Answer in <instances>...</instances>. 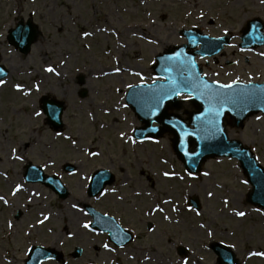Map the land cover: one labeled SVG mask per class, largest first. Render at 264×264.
<instances>
[{"label":"rangeland","instance_id":"obj_1","mask_svg":"<svg viewBox=\"0 0 264 264\" xmlns=\"http://www.w3.org/2000/svg\"><path fill=\"white\" fill-rule=\"evenodd\" d=\"M29 18L42 37L23 56L9 44L7 35L20 20ZM254 18L264 23L261 0H0V64L9 70L6 84L0 86V195L9 201L7 205L0 201V264H24L32 245L53 247L63 254L60 262L44 264H178L185 256L189 264H221L212 249L215 242L232 249L239 264H264V257L249 255L264 251V209L246 202L251 186L245 183L239 163L211 159L193 179L173 153L169 136L158 144L148 140L132 144L127 139L141 123L129 106L123 107L128 84L155 79L152 61L156 55L187 42L182 29L196 27L221 37L227 28L233 35L231 44L217 56L198 57L209 80L263 83L264 55L260 53L264 47L249 51L240 47L242 30ZM104 28L108 32L100 31ZM85 31L93 35L84 37ZM142 36L159 43L150 44ZM121 43L128 47H120ZM117 60L126 71H114ZM49 66L60 75L48 73ZM136 71H142L143 81L134 75ZM83 90L85 97L80 95ZM26 91L30 94L25 95ZM43 96L67 105L62 130L50 127L44 114L35 116L36 111L43 112ZM182 104L192 108L188 100ZM121 131L127 134L124 139ZM228 134L251 147L264 166L263 114L249 119L244 129L229 126ZM69 136L78 146L71 144ZM12 148L25 153V158L15 160ZM82 149L98 151L100 156L91 157ZM29 162L58 175L69 197L61 199L41 183H27L23 174ZM66 163H73L76 172H65ZM97 169H109L116 175V183L108 187L116 188V193L89 197L90 180L84 177H91ZM164 171H175L184 180L164 177ZM16 184L24 190L13 196ZM209 191L214 195L209 197ZM33 192L38 195L32 196ZM193 197L200 201V215L192 206L189 210ZM164 199L174 200L180 209L173 212L170 205H161L172 220H164L159 212L145 215L150 206ZM74 203L83 209L90 204L117 217L134 233V241L120 248L107 234L84 229L82 225L92 221L91 216L73 209ZM237 211L247 215L239 217ZM41 213L50 217L44 225L37 223ZM150 223L155 232L149 230ZM201 224L209 226L214 235L207 237ZM106 243L109 249L104 248ZM77 247L83 253L74 258L71 253ZM181 247L187 248L184 255L179 254Z\"/></svg>","mask_w":264,"mask_h":264},{"label":"water","instance_id":"obj_2","mask_svg":"<svg viewBox=\"0 0 264 264\" xmlns=\"http://www.w3.org/2000/svg\"><path fill=\"white\" fill-rule=\"evenodd\" d=\"M254 25V27H253ZM264 23L259 18L252 19L248 21L246 29L243 31L241 44L244 48H253L256 46L264 45ZM187 39L188 44L169 48L165 53L159 54L156 57L157 63L153 66L154 73L159 77H163L166 81L161 82L157 81L158 84H167L169 83L167 77L172 76L175 78L177 83H180L181 87L184 86L182 81L191 82L192 77L189 73L187 67H181L182 61L169 62L171 68L169 71H166V63L162 57L167 55H173L175 51L183 50V55L191 57L195 60L196 55L212 56L219 53L224 45L230 43L231 37H223V39L212 38L209 35L203 34L198 29L183 30L181 32ZM40 31L37 26H35L31 21L26 25L21 22L18 24L17 28L10 31L9 42L20 49L24 54H28L31 50V45L36 42ZM193 41H195L193 43ZM202 45L201 50L193 51L197 46ZM189 50V51H187ZM196 62V61H195ZM0 69H3L2 76L3 78L7 75V70L0 66ZM195 71L201 76V70L196 63ZM204 80L208 81L206 77H203ZM209 82V81H208ZM212 83V82H209ZM140 86L147 84H139ZM241 83L240 87H243ZM255 85L256 91L258 93L264 92V83L263 84H253ZM191 90V89H189ZM133 89H130L128 93L132 92ZM128 93H127V102H128ZM86 91L81 93V96H85ZM194 103L190 100L192 104L191 110H187L188 117L187 119L183 118L181 115L176 113V111L183 108L182 102L178 101L177 98H173L172 101H166L165 106L161 108L158 117L147 116L145 115L140 108L129 103L134 112L136 113L139 120L142 122V126L137 128L134 136L138 140H143L145 136L151 135L154 138H161L165 135L171 136L172 149L177 155L178 159L184 164L185 168L192 173L200 172L204 164L209 159H215L220 157H229L237 159L240 163V166L243 170L244 175L252 185V189L247 195V202L255 206L261 207L264 209V167L257 161V158L251 148L245 145L239 139H230L228 135V125L236 129H243L245 122L252 116L259 113H264V103H261L259 100H249L247 102V107H233L232 105H227L223 114L219 117L220 127L224 129L225 135H217L215 137L206 136L201 138L202 133H197L195 136L182 137L180 135V129L174 128L172 125L176 121H180L185 127L190 131L201 122L195 120L197 115H200L202 112H205L209 104L206 100L198 98L196 93H193ZM42 108L47 115V121L56 129H62L63 127V112L65 110V103L56 100H49L47 97L42 99ZM54 109V112H53ZM169 110L175 111L169 113ZM229 117V120H228ZM187 121L189 123H187ZM153 122L159 124L155 128L158 129L156 132H152L151 129L154 128ZM185 152H194L198 155H193L191 158L185 155ZM75 166L66 164L64 169L66 171H73ZM106 173V179L102 181V186L107 184H112L114 182V176L108 170L97 171L93 175L92 184L89 189V194L91 196H96V178ZM25 177L28 181L32 182H42L46 186L51 187L55 192H57L60 197L66 198L69 195L67 188L61 183L60 179L55 176L46 175L43 168L40 166H35L29 164L27 166V171ZM191 204L194 205L197 209L200 208L199 201L194 199L191 201ZM88 211L93 215L94 220L96 212L92 207H87ZM100 214V213H99ZM100 225H96V228ZM130 238L120 237L119 233L110 231V238L115 240L118 244H124L131 240ZM123 240V241H122ZM215 252L219 255L220 260L224 264H237V260L232 251L220 244H215ZM43 253H47L48 256L57 257L58 254L53 249H46L43 247H34L31 254L30 260L27 264H36V257L45 258ZM81 249L76 250V256H79Z\"/></svg>","mask_w":264,"mask_h":264},{"label":"snow or ice","instance_id":"obj_3","mask_svg":"<svg viewBox=\"0 0 264 264\" xmlns=\"http://www.w3.org/2000/svg\"><path fill=\"white\" fill-rule=\"evenodd\" d=\"M261 3H264V0H261ZM151 15V14H149ZM203 12H201V17L203 18ZM254 27V25H253ZM100 31L108 32L107 28L100 29ZM224 34L227 36L228 30L227 28L224 29ZM84 37H89L93 35V33L85 31L83 33ZM117 39L119 40V33H116ZM133 35L135 36L136 33L133 32ZM142 39H146L148 43L150 44H158L159 41L153 38H149L147 36H142ZM217 39H223V37H219ZM195 41H193L194 43ZM122 48H127V43H121L119 45ZM232 47H235V45H231ZM261 55H264V53H260ZM162 59L165 61L167 67L166 71H169L171 68V64L169 62H175V61H182L181 67H187L189 69V73L192 77L191 82L189 81H182L184 84L183 87H181L180 83H177L175 78L172 76L167 77L169 83L167 84H158L157 81L161 79V77L157 76L155 79H153L152 84L147 85H132L128 84L127 87L130 89H133L132 92L128 93V103H125L123 105L124 108H127L129 103L137 105L140 110L147 116H155L158 117L159 112L161 108L165 106L166 101H172L173 98H181L183 100H191L194 103L193 93L197 94L198 98H202L207 101L209 104L208 109L205 112H202L200 115H197L195 117V120L198 122H201L200 124H197L191 131L185 127L180 121H176L172 126L174 128L180 129V135L182 137H189V136H195L197 133H202L203 135L201 138H205L206 136L209 137H215L217 135H225L224 129L220 127L219 124V117L223 114L225 108L227 105H232L233 107H247V102L249 100H259L261 103H264V92L258 93L256 91L255 85H249L244 84L243 87H240L241 81L240 80H233L231 83H224L221 84L219 81H214L213 83H209L208 81L204 80L196 71V62L193 58L187 57L183 55V50L175 51L173 55H167L162 57ZM117 67H115L114 71L116 73H121L123 71H126L123 67L119 66L120 61L117 60ZM153 64L157 63L156 60L152 61ZM46 71L48 73H54L56 76H59L60 73L56 70V68L49 66ZM3 69H0V86H3L6 84V80L2 76ZM104 75H108V73H104ZM137 77H140L143 81L145 77L143 76L142 71H136L134 73ZM17 90L23 91L20 85H16ZM39 85H36V90H39ZM191 89V90H189ZM119 91V89H117ZM25 95H29L30 92L26 91L24 93ZM54 112V109H53ZM44 113L41 111H36L35 116L40 117ZM259 118V117H258ZM155 123V122H153ZM136 129H133V132L135 133ZM152 132L158 131L155 127L151 129ZM58 136H62V133H57ZM126 133L121 131L120 132V138L124 139L126 137ZM68 140L71 141V144L74 146H78V141L76 139H73L71 136L67 137ZM128 140L131 141L132 144L137 143H144L145 140L152 141L153 143H159V140L155 139L153 136L148 135L145 136L143 140H137L135 136L127 137ZM83 151H87V154L91 157H99L100 153L98 151H94L91 149H82ZM12 154L13 158L17 161H21L25 158V153L19 152L18 149L12 148ZM185 155L191 158L193 155H198L194 152H185ZM52 163H55V161H52ZM165 164H167V161H164ZM45 167L48 165L45 164ZM106 173L99 175L96 178V199H99L100 196H107L109 194V191L111 193H116L118 190L116 188H111L110 190L104 186H102V181L106 179ZM187 175L189 177H192L195 179V175L192 172H188ZM205 176L209 175V173L205 172ZM164 177H177L178 174L175 171H164L163 172ZM85 180H92L93 177H84ZM178 179L184 180L183 176H178ZM247 183V181H245ZM24 190L22 184H16L14 186V189L12 191V195L15 196L17 193H20ZM32 196L38 195L37 192L31 193ZM139 195V194H138ZM207 195L209 197L213 196L214 193L209 191L207 192ZM119 199L123 201L124 197L120 196ZM0 201L3 202V204L7 205L9 201L5 198V196L0 195ZM225 205H227L229 202L227 200L223 201ZM164 206H171L173 212H179L180 209L172 199H164L158 203H155L153 206H150L145 215L148 216H154L157 212L164 214L163 219L164 220H172V217L167 215L165 213V207ZM73 209H77L79 212L83 213L85 216L88 215L87 212L84 211L83 208L80 207L78 203L72 204ZM189 210L191 211V206H189ZM259 211V210H258ZM96 216L95 221H88L87 223H84L82 227L84 229L91 230L95 232L96 225H100V227L103 230L106 231H114L116 233H122V239L123 238H130L129 233L125 232L124 229L121 228L119 223L114 219V217L108 215L107 213L101 215L99 213H94ZM239 217H245L247 214L243 211H237L235 213ZM196 215H200V212L197 211ZM42 218L37 220V223L40 225H44L46 221L50 219L48 215H44L41 213ZM178 222V221H177ZM9 227H13L11 223L8 225ZM35 227V225H33ZM201 229L205 230V234L207 237H212L214 233L210 230L209 226H206L204 224H201L199 226ZM149 230L155 232L156 228L153 227L151 224L149 225ZM236 245L233 244L231 247H235ZM104 248L109 249V245L106 243L104 244ZM111 251H115V249H110ZM31 252L32 250L29 249ZM43 255L51 260L53 257L48 256L47 253H43ZM250 256H256V257H264V251H250ZM147 260H150L151 257H146ZM202 259V258H201ZM36 264H43L42 260L38 257H36ZM178 264H189V259L185 256L182 260L178 262Z\"/></svg>","mask_w":264,"mask_h":264}]
</instances>
